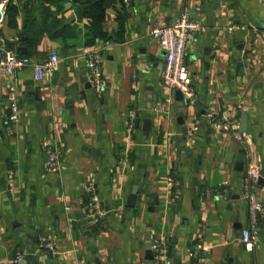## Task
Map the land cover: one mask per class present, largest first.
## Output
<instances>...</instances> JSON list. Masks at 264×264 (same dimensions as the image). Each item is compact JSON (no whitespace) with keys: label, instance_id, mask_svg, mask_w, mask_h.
Masks as SVG:
<instances>
[{"label":"crops","instance_id":"0c3cea01","mask_svg":"<svg viewBox=\"0 0 264 264\" xmlns=\"http://www.w3.org/2000/svg\"><path fill=\"white\" fill-rule=\"evenodd\" d=\"M80 1L18 0L4 9L0 45L29 62L14 77L0 66V264H12L17 248L40 264H163L154 242L173 264H264V230L252 250L240 239L251 217L250 165L262 169L256 192L264 204V0H105L99 32L83 13L89 0ZM186 9L201 24L186 52L195 106L165 86V52L151 35ZM53 51L57 68L37 81L34 66ZM94 51L102 95L86 87ZM11 82L17 123L7 119ZM207 110L229 113L244 145ZM48 146L61 152L59 172L47 170ZM92 189L107 216L87 224Z\"/></svg>","mask_w":264,"mask_h":264},{"label":"built area","instance_id":"2783aa9c","mask_svg":"<svg viewBox=\"0 0 264 264\" xmlns=\"http://www.w3.org/2000/svg\"><path fill=\"white\" fill-rule=\"evenodd\" d=\"M18 0H0V24L4 19V9L9 3H16ZM201 30V24L195 20L186 9L182 12L180 17L173 23L165 26L155 27L151 35L159 43L161 49L165 52V68L163 72V81L165 86L171 91H179L183 96L185 103L191 106L198 104L197 91L194 86L192 76L190 74L188 65L186 63L187 44L190 38ZM88 57V79L91 86L98 95H102L106 85V80L102 72V59L99 52H89ZM61 58L58 52L53 51L50 57L42 63L34 66L35 78L37 81L53 72ZM28 59L19 56L14 50L0 45V66L4 68L5 72L14 77L17 71L22 70L28 64ZM8 107L7 119L11 123H17L20 120V102L17 87L14 82L8 86L6 97ZM206 116L216 124V127L231 137L235 138L242 145L245 143V137L240 131L238 124H236L229 113L216 114L212 110L206 111ZM135 119L136 115L133 114ZM134 124L131 125V128ZM198 124H195L192 130H197ZM47 170L50 173L59 172L62 168V156L57 147L48 146L47 148ZM261 167L250 165L245 177V197L249 204L250 223L242 229L240 239L244 246L252 250L260 242L262 231L264 230V204L260 200L256 192V183L261 176ZM8 183L10 188L14 187L16 175L13 170L9 171ZM173 184L175 181L172 179ZM70 211L71 207L68 206ZM86 220L94 223L102 221L107 216V211L101 207V200L94 190H91V195L85 210ZM50 247L51 244L46 245ZM155 260L163 264H173L167 258L166 246L162 242H154L151 246ZM36 255V253L28 254L21 248L15 250V255L12 264H25L29 256Z\"/></svg>","mask_w":264,"mask_h":264},{"label":"water","instance_id":"95a60500","mask_svg":"<svg viewBox=\"0 0 264 264\" xmlns=\"http://www.w3.org/2000/svg\"><path fill=\"white\" fill-rule=\"evenodd\" d=\"M87 0H83V2L85 3ZM106 6L107 7H110L111 6V2L110 1H107L106 2ZM76 19V15L73 14L70 18V21L72 20H75ZM23 51H25V48H23ZM88 81V79H87ZM87 88H92L91 84L88 82ZM153 91H154V87L153 86H149L147 88V92H148V105H147V109L148 110H154L155 109V103H154V94H153ZM177 98L180 99L181 101H184L183 100V96L181 94V92H177ZM180 123L181 124H184V119L181 118L180 120ZM245 120L243 121V124H242V130H245ZM143 130L145 132V135L146 137L149 135V132L151 130V119L149 118H145L143 120ZM145 141H147V138H145ZM139 185H140V180L137 182V184L135 185L134 189H133V193L132 195L129 197L128 199V203H127V206L129 208H134L135 205H136V199H137V193H138V190H139ZM83 219L84 221H86V223L88 224L87 220H86V215L84 214L83 215ZM85 231L87 232V234L89 235V226L87 225L85 227ZM152 246V245H151ZM26 264H40V262L35 258L33 257L32 259H29L28 262H26ZM175 264H180L179 262H176Z\"/></svg>","mask_w":264,"mask_h":264},{"label":"trees","instance_id":"16d2710c","mask_svg":"<svg viewBox=\"0 0 264 264\" xmlns=\"http://www.w3.org/2000/svg\"><path fill=\"white\" fill-rule=\"evenodd\" d=\"M81 3L80 0H76ZM105 0H89L84 4V15L89 20V28L94 32L101 31V19L103 12V3ZM30 42V41H29ZM31 43V42H30Z\"/></svg>","mask_w":264,"mask_h":264}]
</instances>
